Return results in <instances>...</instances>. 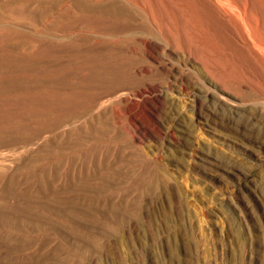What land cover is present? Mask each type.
<instances>
[{"label": "rangeland", "instance_id": "obj_1", "mask_svg": "<svg viewBox=\"0 0 264 264\" xmlns=\"http://www.w3.org/2000/svg\"><path fill=\"white\" fill-rule=\"evenodd\" d=\"M168 1L0 0V264H264V15Z\"/></svg>", "mask_w": 264, "mask_h": 264}, {"label": "bare ground", "instance_id": "obj_2", "mask_svg": "<svg viewBox=\"0 0 264 264\" xmlns=\"http://www.w3.org/2000/svg\"><path fill=\"white\" fill-rule=\"evenodd\" d=\"M146 2H148L150 5H148V7H150L151 9H157V11H160L161 9V4L156 6L157 1L160 0H145ZM190 1V0H189ZM239 1H244L245 3H251L252 5L256 6L254 8H257L262 16L264 15V0H239ZM162 2V1H161ZM178 2L184 3L186 2V0H171L165 3V13L169 16H172L173 18L176 19V21H181L182 18V14H183V8L177 7L176 4H179ZM195 2V1H194ZM158 4V3H157ZM163 5V4H162ZM192 5V4H191ZM163 7V6H162ZM192 7V6H191ZM252 9V8H251ZM163 13V12H161ZM257 13V12H255ZM163 14H161L162 16ZM191 18L194 20V22L198 25V28L201 32H203L204 34L207 33V31L205 30V24L203 23V17L200 16L196 11L192 12ZM180 23V22H178ZM186 23V22H185ZM260 36H264V26L262 28V30L259 32ZM1 91V90H0ZM4 94H7L5 92H0V96H4ZM3 99V98H2ZM6 99V98H5ZM11 99V98H10ZM9 99V100H10ZM8 100V101H9ZM4 101V100H3ZM2 102V101H0ZM3 136V135H1Z\"/></svg>", "mask_w": 264, "mask_h": 264}]
</instances>
